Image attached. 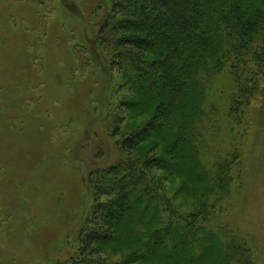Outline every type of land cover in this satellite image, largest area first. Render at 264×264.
<instances>
[{
  "label": "rangeland",
  "instance_id": "obj_1",
  "mask_svg": "<svg viewBox=\"0 0 264 264\" xmlns=\"http://www.w3.org/2000/svg\"><path fill=\"white\" fill-rule=\"evenodd\" d=\"M110 2L0 0V264H65L93 204L89 174L122 157L109 123L144 120L126 111L132 92L100 41ZM236 91L225 69L202 104V161L216 169L218 157L230 159L207 228L224 242L247 238L251 260L264 264V113L252 105L234 114ZM168 181L188 210L180 179ZM120 249L110 258L122 259Z\"/></svg>",
  "mask_w": 264,
  "mask_h": 264
},
{
  "label": "trees",
  "instance_id": "obj_2",
  "mask_svg": "<svg viewBox=\"0 0 264 264\" xmlns=\"http://www.w3.org/2000/svg\"><path fill=\"white\" fill-rule=\"evenodd\" d=\"M99 37L132 92L126 111L144 120L109 123L122 157L89 174L93 204L65 264H254L247 238L224 242L207 228L230 159L218 157L216 169L202 161L200 123L225 69L233 113H264V0H111ZM177 178V194L191 197L186 211L167 193ZM119 249L122 259L110 258Z\"/></svg>",
  "mask_w": 264,
  "mask_h": 264
}]
</instances>
